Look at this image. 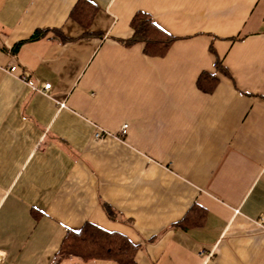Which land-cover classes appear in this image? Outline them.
I'll use <instances>...</instances> for the list:
<instances>
[{
	"label": "crops",
	"instance_id": "0c3cea01",
	"mask_svg": "<svg viewBox=\"0 0 264 264\" xmlns=\"http://www.w3.org/2000/svg\"><path fill=\"white\" fill-rule=\"evenodd\" d=\"M262 217L264 0H0V264H120L58 254L86 224L134 264H264Z\"/></svg>",
	"mask_w": 264,
	"mask_h": 264
},
{
	"label": "trees",
	"instance_id": "16d2710c",
	"mask_svg": "<svg viewBox=\"0 0 264 264\" xmlns=\"http://www.w3.org/2000/svg\"><path fill=\"white\" fill-rule=\"evenodd\" d=\"M131 27L133 35L125 41V44L128 46L142 44L144 53L152 57L165 56L176 40L159 28L150 15L143 12H138L134 16ZM42 36L43 33L38 32L32 40ZM218 68L221 69L220 62H218ZM216 83L215 77L204 73L198 80V88L203 92H212ZM109 213L111 215L112 211ZM136 251L137 247L124 235L106 231L93 224H86L80 231L68 233L58 254L63 258L80 257L83 261L113 260L120 264H134Z\"/></svg>",
	"mask_w": 264,
	"mask_h": 264
},
{
	"label": "built area",
	"instance_id": "2783aa9c",
	"mask_svg": "<svg viewBox=\"0 0 264 264\" xmlns=\"http://www.w3.org/2000/svg\"><path fill=\"white\" fill-rule=\"evenodd\" d=\"M10 72L15 74V72H17V67L16 66L11 67ZM24 80H25V78H24ZM51 86L52 85L50 83L45 84L44 87H43V91L48 92L51 89ZM126 129H127V126H124L123 133L126 132ZM106 134H107L106 132H103V131L100 130V131L95 133V137L97 139H99V138L104 137ZM259 224L264 228V217L261 218V220L259 221Z\"/></svg>",
	"mask_w": 264,
	"mask_h": 264
}]
</instances>
